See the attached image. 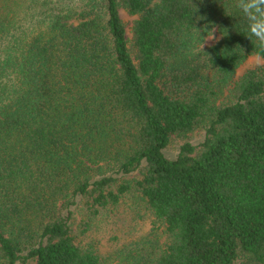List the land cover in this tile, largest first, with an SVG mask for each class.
<instances>
[{
    "label": "trees",
    "instance_id": "16d2710c",
    "mask_svg": "<svg viewBox=\"0 0 264 264\" xmlns=\"http://www.w3.org/2000/svg\"><path fill=\"white\" fill-rule=\"evenodd\" d=\"M250 2L0 0V264H264Z\"/></svg>",
    "mask_w": 264,
    "mask_h": 264
},
{
    "label": "rangeland",
    "instance_id": "374dc122",
    "mask_svg": "<svg viewBox=\"0 0 264 264\" xmlns=\"http://www.w3.org/2000/svg\"><path fill=\"white\" fill-rule=\"evenodd\" d=\"M120 17L125 23L126 30H127V36H130V29L132 26L133 21L135 20L134 17L129 16L124 11H120ZM219 35H217L215 32L212 33L209 37H207L202 45V48H208L212 45H214L219 40ZM258 64H264V61L256 56L250 57L248 60H246L237 70L236 77L241 75L245 70L248 68H251L253 66H256ZM203 133L202 132H196L189 136V142L195 144L202 140ZM170 155L174 157L175 153L171 152ZM123 219V218H121ZM117 225V226H116ZM117 227H120V224H118V220L111 219L109 223H102L99 225V232L95 234V237L100 238L102 246V251L106 249L107 240L109 239L110 234L113 233L114 230H116Z\"/></svg>",
    "mask_w": 264,
    "mask_h": 264
},
{
    "label": "clouds",
    "instance_id": "9594fccd",
    "mask_svg": "<svg viewBox=\"0 0 264 264\" xmlns=\"http://www.w3.org/2000/svg\"><path fill=\"white\" fill-rule=\"evenodd\" d=\"M238 7L253 26L252 31L264 40V0H252L250 3H241Z\"/></svg>",
    "mask_w": 264,
    "mask_h": 264
}]
</instances>
